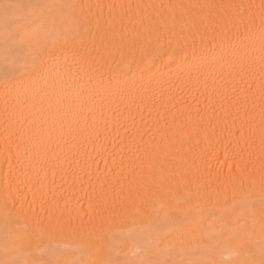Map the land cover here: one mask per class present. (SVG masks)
Instances as JSON below:
<instances>
[{"label": "bare ground", "instance_id": "bare-ground-1", "mask_svg": "<svg viewBox=\"0 0 264 264\" xmlns=\"http://www.w3.org/2000/svg\"><path fill=\"white\" fill-rule=\"evenodd\" d=\"M0 264H264V0H0Z\"/></svg>", "mask_w": 264, "mask_h": 264}]
</instances>
